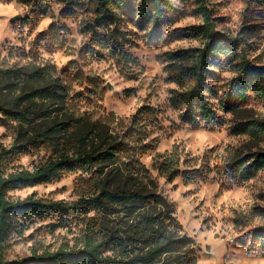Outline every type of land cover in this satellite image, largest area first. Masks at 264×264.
<instances>
[{
    "label": "trees",
    "instance_id": "trees-1",
    "mask_svg": "<svg viewBox=\"0 0 264 264\" xmlns=\"http://www.w3.org/2000/svg\"><path fill=\"white\" fill-rule=\"evenodd\" d=\"M19 1L34 8L27 20L30 29L48 14L51 2L60 4V15L65 18L92 12L93 19L81 28L86 54L110 55L120 67L133 61L125 47V22L130 17V21L136 18L140 24H147L148 35L161 40L164 28L175 22L177 15L173 0ZM201 8L204 23L193 27L192 33L204 36L205 44L167 54L168 61L182 62L177 64L173 78L182 89L171 90L170 101L173 107L184 108L182 123L214 129L222 122L207 96L214 91L208 83L213 68L229 63L237 71L233 93L220 98L224 110L230 113L248 105L253 97L264 96V74L246 56L241 57L235 39L215 32L212 11L205 5ZM67 30L53 21L38 34L36 54L42 42L49 50L63 47ZM73 77L81 90L73 88L53 64H0V126L11 125L16 133L11 145L0 148V264H197L195 239L184 231L173 202L142 161L160 144L162 136L156 131L163 129L164 110L144 103L127 124L116 129V117H99L93 108L83 106L86 101L92 105L100 94L98 78L83 71ZM231 133L258 144L264 140V120L249 119L232 127ZM44 146L56 149L47 162L32 169L14 164ZM243 153L226 145L212 166L211 154L185 157L173 145L169 151L158 152L155 163L159 175L170 183L178 177L186 184L195 183L216 171L223 191L264 170V151L252 156ZM71 172L81 173L84 189L76 200H48L35 195L14 198L10 194ZM263 215L264 208L255 206L236 214L234 222L245 227ZM48 219L51 232L72 222L81 223V236L74 244L34 248L29 255L7 257L15 234L23 235L31 221ZM252 249L264 252V229L254 235Z\"/></svg>",
    "mask_w": 264,
    "mask_h": 264
},
{
    "label": "rangeland",
    "instance_id": "rangeland-1",
    "mask_svg": "<svg viewBox=\"0 0 264 264\" xmlns=\"http://www.w3.org/2000/svg\"><path fill=\"white\" fill-rule=\"evenodd\" d=\"M173 3L177 9L176 19L164 28L161 40L148 35L149 26L140 24L136 18L130 21V17L125 22L128 31L125 47L132 54L133 61L120 67L110 55L99 57L86 54L81 28L93 19L92 12L65 18L60 15V4L51 2L48 14L40 18L34 29H30L27 20L33 7L19 0L0 1V64H53L77 90L82 87L73 77L75 72L83 71L96 76L102 90L92 105L86 101L83 106L93 108L96 116L116 117L118 121L115 123L119 122L116 129L127 124L144 103L162 108L163 129L156 131L162 136L160 144L142 161L158 177L160 188L173 202L175 215L184 231L195 239L197 264H264V252L252 249L254 235L264 229V215L256 216L253 223L245 227L234 222L236 214L246 213L255 206L264 208V170L247 182L233 183L221 191L216 171L195 183L186 184L182 177L170 183L159 175L155 163L157 153L169 151L173 145H177L185 157L211 154L212 166L221 157L226 145L242 149L244 156L264 151V140L255 144L244 135L231 133L232 127L249 119L264 120V96L253 97L248 105L235 113L226 112L220 102L222 96L233 93L237 76L235 66L225 63L215 67L214 74L208 78L214 90L207 93L208 101L220 116L221 125L214 129L203 126L193 128L182 123L184 108H175L170 101L171 90L182 89L173 79L177 64L182 62L167 60L170 51H189L205 44L207 39L204 36L192 33L193 27L204 23L201 7L205 5L212 11L215 32L235 39L239 43L241 57L246 56L264 74V0H173ZM18 15L21 17L13 19ZM53 21L68 28L64 46L49 50L42 42L36 54L34 44L38 34ZM127 93H130L129 97ZM15 138L14 127L0 126V148L11 145ZM55 154V148L44 146L21 156L14 164L32 169ZM80 176L79 172L67 173L52 182L19 188L10 194L14 198L35 195L48 200H76L84 192ZM50 222L49 219L29 222L23 235L13 236V246L8 250L7 257L29 255L34 248H57L67 242L74 244L81 236V223L72 222L68 227L51 232L47 227Z\"/></svg>",
    "mask_w": 264,
    "mask_h": 264
},
{
    "label": "water",
    "instance_id": "water-1",
    "mask_svg": "<svg viewBox=\"0 0 264 264\" xmlns=\"http://www.w3.org/2000/svg\"><path fill=\"white\" fill-rule=\"evenodd\" d=\"M19 17H21L20 15H18V16H16V17H14L13 19H17V18H19Z\"/></svg>",
    "mask_w": 264,
    "mask_h": 264
}]
</instances>
